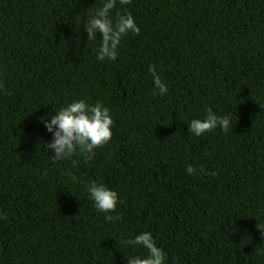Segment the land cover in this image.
Returning a JSON list of instances; mask_svg holds the SVG:
<instances>
[{
	"label": "trees",
	"instance_id": "obj_1",
	"mask_svg": "<svg viewBox=\"0 0 264 264\" xmlns=\"http://www.w3.org/2000/svg\"><path fill=\"white\" fill-rule=\"evenodd\" d=\"M99 4L0 0V264H126L146 254L124 245L141 231L168 264H264V0L118 5L140 32L115 61L82 27ZM81 98L110 109L112 138L89 161L53 164L39 118ZM207 108L229 131L190 135ZM89 180L117 191L118 219L93 207Z\"/></svg>",
	"mask_w": 264,
	"mask_h": 264
},
{
	"label": "clouds",
	"instance_id": "obj_2",
	"mask_svg": "<svg viewBox=\"0 0 264 264\" xmlns=\"http://www.w3.org/2000/svg\"><path fill=\"white\" fill-rule=\"evenodd\" d=\"M130 3L131 0H100L99 7L90 8L91 11L84 19L82 27L87 34L88 42L96 41L97 34H100L101 38L96 48L98 60L115 61L122 38L129 33L139 34L140 28L131 12L125 9L123 12L116 11L113 15V10L117 9L118 5L123 8ZM147 71L152 76L154 94L165 95L168 87L157 73L155 66L149 65ZM0 90H4L2 83ZM39 122L43 124L46 132L51 134V139L44 145V151L48 153L53 164L70 161L75 165L81 159L91 160L96 155V149L110 142L114 127L111 111L102 101L89 103L84 98L66 102L54 114L40 117ZM230 124L229 116L219 115L211 108L205 109L202 118H192L187 123L188 133L194 137H200L217 128L228 132ZM185 171L187 175L192 176L197 169L188 164ZM71 178L73 181L77 179L75 175ZM84 188L93 207L98 212L106 214L105 220L118 219L115 215H107L116 210L119 199L116 190L95 180H89ZM257 226L261 230V236L264 237V229ZM124 245L130 246L133 250L142 248L146 253L128 256L125 258L126 264H168L167 253L156 244L155 238L149 231H141L126 239Z\"/></svg>",
	"mask_w": 264,
	"mask_h": 264
}]
</instances>
